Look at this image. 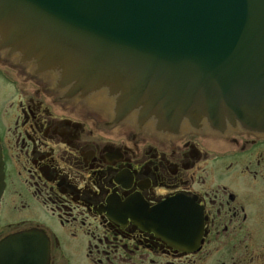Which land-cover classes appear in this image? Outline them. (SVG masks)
<instances>
[{"label": "flooded vegetation", "instance_id": "af4514ba", "mask_svg": "<svg viewBox=\"0 0 264 264\" xmlns=\"http://www.w3.org/2000/svg\"><path fill=\"white\" fill-rule=\"evenodd\" d=\"M33 68L0 48V242L46 260L0 264H264V131L116 123Z\"/></svg>", "mask_w": 264, "mask_h": 264}, {"label": "water", "instance_id": "95a60500", "mask_svg": "<svg viewBox=\"0 0 264 264\" xmlns=\"http://www.w3.org/2000/svg\"><path fill=\"white\" fill-rule=\"evenodd\" d=\"M0 48L116 122L264 131V0H0ZM3 178L0 152V197ZM36 253L21 236L0 243V262Z\"/></svg>", "mask_w": 264, "mask_h": 264}, {"label": "rangeland", "instance_id": "374dc122", "mask_svg": "<svg viewBox=\"0 0 264 264\" xmlns=\"http://www.w3.org/2000/svg\"><path fill=\"white\" fill-rule=\"evenodd\" d=\"M13 94V92H11ZM1 208H0V220L2 222H8L12 220H19L21 219L22 215L24 214L22 209L21 202L12 200L11 196L7 193L5 197L1 200ZM11 204H17L16 210H13Z\"/></svg>", "mask_w": 264, "mask_h": 264}, {"label": "bare ground", "instance_id": "6f19581e", "mask_svg": "<svg viewBox=\"0 0 264 264\" xmlns=\"http://www.w3.org/2000/svg\"><path fill=\"white\" fill-rule=\"evenodd\" d=\"M98 105H100L101 107H104L106 110H109V106H106L104 104H98ZM129 120H131V119H129Z\"/></svg>", "mask_w": 264, "mask_h": 264}]
</instances>
